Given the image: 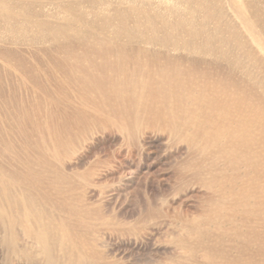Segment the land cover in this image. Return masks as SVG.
<instances>
[{"label": "bare ground", "instance_id": "bare-ground-1", "mask_svg": "<svg viewBox=\"0 0 264 264\" xmlns=\"http://www.w3.org/2000/svg\"><path fill=\"white\" fill-rule=\"evenodd\" d=\"M8 1L0 0V7L10 9ZM38 1L42 0H22L20 18L53 36L42 42L57 43L58 35L71 39L69 29H53L32 12L30 7ZM226 3L238 15L240 6L252 11L264 38V0ZM89 4L113 9L104 17L98 13L102 26L114 23L112 39H126L127 44L111 47L107 40H97L82 54L69 53L73 61L69 85L61 91L68 114L32 125L37 178L18 188L28 199L14 197L0 183V224L7 230L6 244L18 252L19 227L46 264H110L97 250L93 234L99 226L109 231L125 224L127 216L95 199L92 188L110 174L97 172L94 166L84 169L89 143L98 135L108 142L121 135L134 146L137 137L145 143L168 135L198 154L192 166L208 175L201 179L211 192L205 197L206 210L192 222L213 227L210 241L198 244L201 264H264V59L227 19L221 0ZM129 22L133 28H128ZM179 53L211 59L202 62ZM243 60L250 70H245ZM234 71L251 80L250 85L236 80ZM239 167L245 170L241 177ZM101 216L99 223L90 221ZM232 250L236 258H229ZM187 254L189 262L198 263L192 251ZM22 255L32 257L27 251Z\"/></svg>", "mask_w": 264, "mask_h": 264}, {"label": "rangeland", "instance_id": "rangeland-1", "mask_svg": "<svg viewBox=\"0 0 264 264\" xmlns=\"http://www.w3.org/2000/svg\"><path fill=\"white\" fill-rule=\"evenodd\" d=\"M90 1L42 0L30 7L53 29H69L67 36L71 39L58 35L57 43L51 44L42 40H51L52 35L43 33L35 23L20 18L22 0H9L10 9L0 7V169L8 172L5 175L0 170V183L14 197L27 200L26 195L19 193V185L21 182H34L37 178L38 166L31 148L34 141L31 138L32 125L44 124L50 118L60 120L68 114L67 101L61 91L69 85V67L73 62L69 53L82 54L97 40H107L109 44L112 43L111 47L127 44L126 39H112L114 23L102 26L98 13L104 17L111 15L113 9L93 8ZM221 2L227 19L264 59V38L258 34V22L252 18V11L240 6L238 15L226 0ZM63 5L72 9L66 11ZM121 8L126 7L122 5ZM129 27L133 28L131 22L128 23ZM133 46L136 48L138 45L134 43ZM146 48L150 52L159 50ZM170 54L175 53L170 51ZM179 54L202 62L211 59ZM243 62L246 71L252 68L246 61ZM231 75L238 81H248L250 85L251 80L244 79L239 72L234 71ZM117 139L108 142L106 137L98 135L94 141L88 142L84 169L94 166L97 172L110 174V179L92 188L95 199L109 203L114 212L121 210L127 216L126 223L109 231L105 226H99L93 234L94 238L93 235L88 237L93 238L97 250L104 254L106 262L110 264L188 263L187 253L191 251L194 253L193 260L201 264L202 249L198 244L202 246L210 241L213 227L204 224L198 227L196 222L192 223L200 212L206 210L205 197L211 193L201 180L206 176L208 178L207 173H199L192 166L191 162L195 157L198 159V154L168 135L154 137L145 143L137 137L134 146L121 135ZM221 164L218 162L216 165L218 169L221 167L218 171L223 173ZM239 168L237 174L241 177L245 170ZM9 173H13L12 178ZM99 218L91 217L90 221L99 223L104 220L103 216ZM15 233L18 252L6 244L7 230L0 224V264H46L35 255L34 245L19 227ZM223 239L221 244L226 241V238ZM23 251L30 252L31 259L24 258ZM55 254L57 258L60 257L58 252ZM229 254V258L237 256L233 250Z\"/></svg>", "mask_w": 264, "mask_h": 264}]
</instances>
